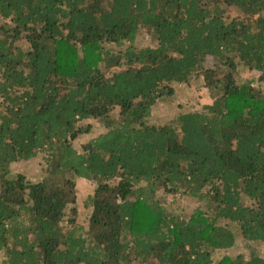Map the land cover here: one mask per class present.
Masks as SVG:
<instances>
[{
	"label": "trees",
	"instance_id": "16d2710c",
	"mask_svg": "<svg viewBox=\"0 0 264 264\" xmlns=\"http://www.w3.org/2000/svg\"><path fill=\"white\" fill-rule=\"evenodd\" d=\"M263 85L264 0H0V264H264Z\"/></svg>",
	"mask_w": 264,
	"mask_h": 264
},
{
	"label": "rangeland",
	"instance_id": "374dc122",
	"mask_svg": "<svg viewBox=\"0 0 264 264\" xmlns=\"http://www.w3.org/2000/svg\"><path fill=\"white\" fill-rule=\"evenodd\" d=\"M235 14L233 9H229L226 12L227 17H231ZM148 39H142V41H147ZM137 41H141L138 39ZM261 89L264 91V85L261 86ZM202 94V92L195 91V88L187 85V84H175V92L171 97L163 98L156 102V104L152 107L151 115L148 119L150 124H163L171 120L173 117L178 115L179 113L186 112L189 110L196 102ZM117 110L114 112L113 116H116ZM101 127L97 123H93V127L90 133L80 135L75 141L74 144L82 146L86 143L90 138L97 135L101 131ZM41 157L37 156L28 161H20L12 164V170L14 172H22L28 178L35 180L39 176V172L41 169ZM94 184L91 181L86 179H77L76 187V228L79 230H86L88 225V215L90 212V208L88 206L89 196L91 194L92 188ZM257 252L262 253L263 247L262 245H257L254 247ZM240 249H233L228 251L230 254H234ZM242 251V250H241ZM245 255H247V250L242 251ZM258 253V254H259Z\"/></svg>",
	"mask_w": 264,
	"mask_h": 264
}]
</instances>
